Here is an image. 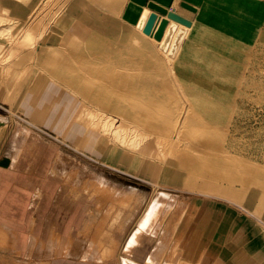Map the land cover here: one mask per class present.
Here are the masks:
<instances>
[{
    "label": "rangeland",
    "instance_id": "obj_1",
    "mask_svg": "<svg viewBox=\"0 0 264 264\" xmlns=\"http://www.w3.org/2000/svg\"><path fill=\"white\" fill-rule=\"evenodd\" d=\"M38 1L0 0V35L12 28L33 38L61 20L62 30L78 23L109 37L112 47H139L145 68L174 78L171 87L179 95H218V86L227 87L222 82L246 71L241 92L252 83V97L240 101L239 123L228 133L226 148L264 167V26L260 36L242 40L204 32L203 40L183 47L175 60L162 51L161 40L144 32L151 14L144 12L137 27L120 21L124 0ZM17 52L6 51L4 67L19 59ZM222 57L233 74L222 71ZM14 68L0 75V264H152L147 255L138 259L124 250L157 198L162 203L155 225L141 232L154 240L148 255L162 248L154 264H202L203 241L232 229L236 218L238 237L227 232L228 247L239 250L255 238L264 242V195L258 190L242 193L246 188L239 183L191 174L174 161V148L166 143L153 142L151 153L124 154L105 141H81L58 122L66 110L62 80L34 58ZM251 70L256 74L250 76ZM256 179L264 187V176Z\"/></svg>",
    "mask_w": 264,
    "mask_h": 264
},
{
    "label": "bare ground",
    "instance_id": "obj_2",
    "mask_svg": "<svg viewBox=\"0 0 264 264\" xmlns=\"http://www.w3.org/2000/svg\"><path fill=\"white\" fill-rule=\"evenodd\" d=\"M44 1L39 0L38 4ZM153 7L167 16L166 9L157 5ZM169 20L172 19L168 16L158 19L150 36L162 43ZM64 23L65 20H61L59 24L63 26ZM60 26L50 30L45 27L33 38L29 33L22 37L12 28L0 35V64L3 65L0 66V75L4 72L3 68L10 70L16 67V70L32 62L33 58L48 66L53 75L66 85L62 90V100L66 99V102L61 103L59 99L66 110H60L58 122L69 135L79 137L81 141H105L124 154L151 153L153 142H157L156 145L166 143L171 149L174 148V161L187 166L191 174H199L208 182L226 180L233 185L239 183L246 188L242 193L254 189L264 195V187L256 179L264 176V167L226 148L228 133L239 123L236 117L240 101L246 96L252 97L247 94L253 87L252 83L246 85L244 94L241 92L248 77L246 71L238 70L234 78L222 82L226 88L222 89L218 84V91H221L218 95H179L172 90L173 77V80L161 77L158 70L148 68L150 65L145 64V68L139 47L135 49L127 44L112 47L109 37L102 38L75 22L69 30H62L58 28ZM20 43L23 44L21 47L18 46ZM9 49L13 52L17 49L19 59L4 67L1 62H8L6 51ZM180 50L181 46L172 58L176 60ZM162 51L170 56L168 51ZM224 57L221 59V70L229 76L233 73L228 65L222 63ZM170 72L174 73V68ZM256 72L251 70L249 75L253 76ZM233 86H238L239 90L236 91ZM198 91L201 92V88ZM187 142L191 144L187 145ZM231 192L237 193V190ZM161 203V199L157 198L150 206L149 217L140 224L142 230L148 231L155 225L153 222L159 214ZM238 224L239 219L236 218L232 229H225L224 233L219 234H238ZM161 249L160 246L154 249L149 258L150 263L154 264L160 259Z\"/></svg>",
    "mask_w": 264,
    "mask_h": 264
},
{
    "label": "crops",
    "instance_id": "obj_3",
    "mask_svg": "<svg viewBox=\"0 0 264 264\" xmlns=\"http://www.w3.org/2000/svg\"><path fill=\"white\" fill-rule=\"evenodd\" d=\"M153 5L162 7L167 12L173 10L191 21L181 44V51L184 50L183 47L203 40L204 32L242 40L259 36L264 26V0H124L119 11L120 21L126 26L137 27L144 12L149 13L147 18L153 13H157V19L167 18L155 10ZM172 22L169 20L165 35ZM182 26L178 24V28ZM207 59L210 57L207 56ZM141 232L143 230L140 228L133 233L124 252L138 259L147 255L149 261L154 249L148 255V246L154 240L148 239ZM237 235L232 236L238 237ZM226 236L218 235L212 241L207 237L203 241L201 248L206 251V256H202V264H264V242L260 238L248 239L244 241L245 248L242 245L239 250L234 251L227 246ZM173 262L176 263L172 260ZM125 263L137 264L130 259H125Z\"/></svg>",
    "mask_w": 264,
    "mask_h": 264
},
{
    "label": "water",
    "instance_id": "obj_4",
    "mask_svg": "<svg viewBox=\"0 0 264 264\" xmlns=\"http://www.w3.org/2000/svg\"><path fill=\"white\" fill-rule=\"evenodd\" d=\"M157 16V13L151 14L149 22L144 28L145 33L151 32L152 27L157 19ZM167 16L171 18L174 22H172V24L170 25L169 30L163 39V42L160 44V48L166 52L168 51L171 57H175L186 35V27H189L191 25V21L180 16L173 10L167 12ZM178 23H181L183 26L181 28H178Z\"/></svg>",
    "mask_w": 264,
    "mask_h": 264
}]
</instances>
